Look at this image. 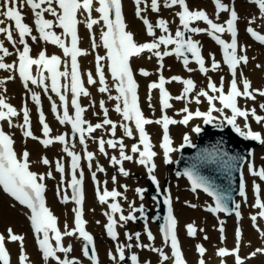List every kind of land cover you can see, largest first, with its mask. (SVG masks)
I'll use <instances>...</instances> for the list:
<instances>
[{"label": "snow or ice", "instance_id": "6c2138e0", "mask_svg": "<svg viewBox=\"0 0 264 264\" xmlns=\"http://www.w3.org/2000/svg\"><path fill=\"white\" fill-rule=\"evenodd\" d=\"M134 14L145 26V32L151 39L145 42H138L134 33L127 30L125 15L123 12L122 0H0V70L7 71V77L0 78V85H6L16 76L21 79L27 93L37 106L38 120L41 125V136H36L32 130L30 110L25 102L18 110L8 102L6 87H0V190L13 199L14 202L23 206L25 216L30 222L36 244L41 253L42 264H83L79 257H71L73 244L65 245L64 239L75 238L81 241L82 256L90 264H100L98 250L94 236L86 230L87 221L84 218V170L82 160L87 162L91 178L95 184L96 196L100 204L106 205L108 211L103 215L107 221L104 224L106 235L114 242V248L108 250L107 255L113 264H141L138 252L148 250L157 255V264H187L182 251L181 242L178 237V221L174 215L173 197L168 187L161 188L157 176L158 165L156 159L162 156L163 163H172L171 153L179 151L186 145L193 146L189 133H184L182 143L174 147L173 138L170 135V126H189L196 118L202 120L203 124H213L219 127L223 123L230 125L239 136L246 140L256 141L264 145V87L254 88L250 79L240 71L242 65L249 63L247 49L250 45H242L238 41L239 22L241 17L233 0H212L214 13L212 16L204 8H192L188 0H133ZM258 9V14H252L246 18V33L256 42L264 45V31L258 30L256 22L261 21V28H264V0H246ZM162 9L173 10L174 17L179 20V27L173 33L170 29V20L160 15ZM95 13L96 15H93ZM148 13L157 14L155 21L150 20ZM222 13H227V19L220 22ZM31 16V23L26 22ZM199 22L206 26L199 27ZM83 24L89 33L91 52L82 49L79 44V26ZM94 26H98L99 43ZM160 33L157 35V33ZM229 39H224V34ZM188 34H206L222 51V60H217L214 53H209L208 61L202 54V46L199 40ZM33 44H51L57 46L60 54H49L46 47H41L39 52L33 56ZM11 46V47H9ZM103 48L104 55L96 52V49ZM89 54L94 55L95 75L91 69L83 72L79 58ZM145 54H147L145 56ZM190 54V56H189ZM175 57L182 62L188 73L198 70L204 74L207 83L204 87H198L194 79L185 78L180 75H173L166 78L164 72L165 57ZM15 56L16 59L7 62L6 58ZM191 57V59H190ZM133 58H146L157 61V80L151 81L148 88L147 101L149 108H152L153 90H158V102L161 108L159 118L146 117L139 97V85L135 78V72L131 61ZM252 59H255L254 57ZM194 62L197 69L190 67ZM226 65L229 69L231 79L225 85V77L221 76L219 84L214 81L208 73L219 71L221 66ZM257 68L264 65L257 64ZM35 69V71H34ZM107 73L111 77L109 83ZM139 74L148 77L152 73L146 68L138 69ZM239 76V80H238ZM178 82L182 85L179 94L173 96L167 84ZM29 84L38 86L48 96L52 113L61 125H70V133L64 132L52 135L53 129L46 120L45 113L41 106V94L29 88ZM88 86H97V91L107 95V101H115L113 110L121 117L119 122L110 118L109 108L106 100L101 98L98 102L92 98ZM113 91L115 95H113ZM52 94L58 97L53 99ZM89 98L87 106L82 105L81 98ZM245 101L241 104L240 101ZM172 101L183 103V107L177 110L181 116L179 120L169 116L167 111L174 107ZM248 102H251L249 105ZM98 103L99 112L93 115L99 118L97 123H92L85 118L89 107H96ZM207 104V110L200 108L192 109L191 105ZM219 105V106H218ZM72 112L70 113L69 108ZM259 109V111H258ZM216 113L217 115H214ZM22 123H14V118L21 116ZM251 118V119H250ZM239 120L243 121L241 125ZM262 130H254L251 122ZM6 122L9 128L19 127L22 136L38 141L44 148L55 143L62 145V152L69 158L68 171L64 157L55 160V171L60 174V183L57 187V196L63 203L70 201L75 204L72 209L73 224H64L63 231L58 226V218L53 214L46 204V178H54L53 172L39 174L31 170L30 153L24 148L17 153L14 148L13 135L6 132L3 123ZM156 124L162 129V137L159 143L162 153L155 150L152 138L146 126ZM122 128L123 133L117 137V129ZM98 130H103L104 135L96 136ZM200 125L191 127V132L200 133ZM125 138L134 142L129 146ZM88 140L97 145L100 155L108 159L109 164L116 168L117 174L111 176L114 185L118 184V175L129 177L130 171L125 168V162H132L146 170V174L156 192L163 196V204L167 206V214L163 217V223L159 231L162 235V245L154 246L155 235L148 227L147 213L144 203L145 192L143 187L135 188V192L141 201L137 206L135 200L129 201L125 193L127 185H119L109 189L108 181H100L97 173H106V169L99 163L97 153L88 150ZM79 143L82 151H76V143ZM108 149L118 152L109 153ZM241 157L228 156L219 149L207 155L198 157L200 162L218 163L225 171L234 167V161ZM95 161V168L93 162ZM39 163L50 166L47 156H42ZM249 174L256 178L252 181L254 203L251 207L258 211L250 213L252 227L258 234L261 241L259 246L252 247V242H247L251 248L246 255H241L244 246L243 230L239 224L242 219L240 211L241 204L236 203L230 208L224 194L219 192L213 182L206 176L201 175L197 170V164L186 168L183 175L191 182V191L196 193L203 190L215 201L207 205L206 210L213 214L234 213L237 218V226L234 232V246H217L215 256L219 258V264H228V257L232 258V264H248V261L264 257V227L259 221H264V198H262L261 183L264 182V166H257L254 161V153H249L247 163ZM70 176V179L66 177ZM124 191H120V189ZM71 189V195L68 194ZM239 195L247 203L246 184L241 174ZM123 199L128 203V213L120 203ZM158 206V196L152 197ZM178 199V198H177ZM188 206L196 208V204L188 201ZM15 206V203L12 205ZM145 220L143 233L139 231H125V240H120L118 228H125L129 222L138 219ZM99 223V221H97ZM218 231L220 233V244L226 241L224 221L220 220ZM187 235L195 237L203 228L198 229L195 222L185 225ZM7 235L0 233V264H12L11 253L7 243H17L19 252L18 264H32L30 256L26 251L23 234H17L11 227L6 229ZM142 235L146 236L149 243H144ZM208 240L207 234L203 237ZM54 241V242H53ZM135 242V243H133ZM168 249L166 251L165 249ZM195 250L198 253L197 264H207L205 259L208 249L203 243H197ZM63 254V255H61ZM143 264H152L151 260H144Z\"/></svg>", "mask_w": 264, "mask_h": 264}, {"label": "bare ground", "instance_id": "6f19581e", "mask_svg": "<svg viewBox=\"0 0 264 264\" xmlns=\"http://www.w3.org/2000/svg\"><path fill=\"white\" fill-rule=\"evenodd\" d=\"M190 1H191V4L194 8H196V7L204 8L210 14V16L213 15L214 8L211 5L209 0H190ZM236 1H237L238 9L240 11L241 19L245 20L247 17H249L252 14H258V9L255 7V5L247 3L246 0H236ZM126 7H127L129 27L132 29L135 39L137 41H139L142 39L140 35L143 33L145 26L143 25L142 21L140 19H138L133 14L131 4L128 3ZM176 10H178V9H173V10L162 9V11L160 13V15H162L163 17L170 20V29L173 31V33H174L175 29L177 27H179L178 19L176 17H174V12ZM148 16H149L150 20H152V21H155L158 18L157 14H153V13H148ZM226 16L227 15H225L224 18H226ZM220 18H221V16H220ZM30 20H31V18H30ZM96 27H98V26H96ZM193 37L196 40H199L201 42V44L204 46L205 53H206L207 58H208L209 53H211V51H212L211 47L214 46V43L211 40H209L207 37L202 36L200 34H193ZM42 46L47 47L49 51H51V50L53 51L56 49V46H50L49 44L40 45V46H37L36 48H40ZM249 54H250L251 59L253 57L255 59H252L253 61L250 60V62L246 65V71H247L248 79L251 80L253 86L264 87V67H262V68L256 67L257 64L264 65V47L256 45V44H252L249 47ZM146 55L147 54H145V56ZM90 57H91L90 54L87 55L85 57V62H89ZM251 64H253V66H251ZM136 66H137V70L140 68H147L152 73H156V69H157L158 65H157V61L155 58H153L152 60H148L146 58H136ZM189 66L192 67L193 69H197L193 63H190ZM164 70H165L166 74L168 75V77L180 74V76L185 77V78L196 77L199 81H201V79L205 80L204 74L200 73L198 70H196L192 73H188L184 69V67L181 65V61L178 60L175 57V55H173L171 57H166V64H165ZM6 73L9 75L8 72L0 73V78H3V75H5ZM138 73H139V71H138ZM139 78L141 81L147 82L148 79L152 78V75H150L148 77H143V76L139 75ZM0 87H6L7 88L6 93H7L8 97L13 101L14 105L18 106V103H20V95L23 92L22 87L19 84V81L17 79H14L12 81L7 82L6 85H0ZM170 89L172 90V92L175 96L181 92L182 85L178 82H172L170 85ZM113 93H115V92L113 91ZM91 94H92V98L95 100L98 96H104L107 99V95L99 93L96 88L91 91ZM147 95H148V91L144 92V100H145L146 104H148ZM85 101H86L85 102V106H86V103L89 104V98H86ZM258 102H264V101H260V98H258ZM151 103H152L153 107L150 109H153L155 111L154 115H157L159 110H160L157 92L152 93ZM114 104H115V101H109L110 113L113 116L114 120L119 122L121 120V117L113 110ZM173 105H174V107L172 109H170V111L172 112L174 118H176L178 120L180 115L177 114V110L182 108L184 105L182 102H178V101H173ZM98 109L99 108L97 106L96 107H89L87 112L85 113L86 117L93 118L95 120H99V118L97 116H94L91 113V110L92 111L97 110L99 112ZM19 120H20V117H19V119L18 118L14 119L16 124L20 123ZM201 121H202L201 119L197 118V119H194L193 121H191L189 126H182L180 124L172 125L171 128H172V132H173V136H174V147H177V145L181 142L182 130H187V131L191 132L192 123L201 122ZM31 122H32V130L36 131L37 123H36L34 115H33V117H31ZM148 127L153 132V137H152L153 143L158 144L159 143V136L161 133L160 127L156 124H151ZM13 130H15V132H16V139H17L18 145L20 147L25 146V145H29V148H31L30 159H31L32 165L38 170H45L47 172L49 170L52 171L53 166H51V165L50 166H44L41 163H39V159L42 156H47V158L50 161H53L54 157L58 156L59 153H62V145H60L59 143H55L52 146H49L48 148H44L41 144H38L35 140L33 141L30 138H23L22 131L19 127H14ZM117 132H118V134H122L123 129L118 127ZM95 135L96 136L104 135L105 138L108 137L107 134L103 130H98L97 133H95ZM193 137H194V135L191 133V138H193ZM24 142H26V144ZM125 143L130 146L131 140L128 138H125ZM88 144L90 145L92 151L97 153V159L99 160V163L101 165H103L106 169V173H101V176L108 179L112 183L111 176L114 174H117L116 168H114L113 166H111L109 164V161L107 158H105L104 156H102L98 153L97 145L92 140H88ZM76 148H78L80 151L81 146L79 145L78 142L76 143ZM108 151H109L110 155L111 154H117L118 155V152H116L114 150L108 149ZM256 151L258 154V158H257V155L255 154L254 160L256 161V163L262 164V162H260V161L264 160V145H261V144L259 145V143H258V145H256ZM174 154H175V152H174ZM94 165H95V161H94ZM124 166L130 172L138 171V170L145 171V169L143 167H141L135 163H132V162H125ZM167 172H168L167 167L165 166V164L160 159L157 174L159 175V177L162 181H163L164 177L167 175ZM246 176H247V180L249 181L250 184H252V180L256 179V178L252 177L249 174V172H247ZM53 177L54 178H51L49 180L50 184H54L55 179H57L55 173H53ZM146 179L144 178L143 181L145 180V182H146ZM120 181L121 182L124 181V182L129 183L128 190L125 193V195L128 197V200L129 201L135 200L136 205L140 204L141 201L138 199V196L135 192V188L139 187V184H137L135 181H132L131 179H129L127 177H123V176L118 175V182H120ZM146 183H148V182H146ZM263 185H264V182H263ZM250 192H251V190H250ZM146 193H147V191H146ZM174 194L177 196H180L181 198H183V197L189 198L190 203L197 205V207L195 209L192 207H191L192 209H190L189 207L184 206L182 203L176 204L177 212L179 214L180 221H181L180 222V229L183 228L185 231V239H183V241H184L186 254L190 257L192 263H195L196 258H197V253L195 252V246L193 247V243L195 244L197 242H201L200 239L205 234H207L210 238L207 240V243L205 244V247L208 249L205 258H206L207 264H216L219 261V258H217L214 254L215 248L217 246L221 245L220 240H219V232L217 230L219 227L218 222L220 220H223L225 222L224 227H225V231L227 233V238H226L225 244L228 246H234V234H233V232H234L235 226L237 224L236 217L232 216V217H229L227 220H225L226 218L222 217V215H219L218 219H216L214 216L206 215V218H202V216L199 212L198 204L193 200V197H194L193 193H191V194L184 193L181 191L180 188H175ZM204 199L206 201H208V198L206 196H204ZM204 199L201 196H199L198 202L205 203ZM49 201H50L51 208L59 216L62 223L65 219L73 217V212H72V208H71L72 204L62 205V204L57 203L55 196H54V192L49 193ZM241 201H244V200L241 199ZM142 202L144 203L145 208H147L149 205V201L147 199V196H146V198H144V200ZM125 203L127 204V208H128V203L127 202H125ZM86 204H87L88 217L90 220V224L97 234L101 229L102 223L104 222V215L102 214V209L104 208V206H100L98 204L95 197L91 194V191H88V196L86 198ZM151 205L154 206L155 202H152ZM25 211L26 210L24 208L19 207L17 205H15L13 207L12 201L8 198V196L4 195L0 191V228H5L7 225L14 226L17 234H23L26 237L25 246L27 247V251L30 253V259L32 261V264H42L41 254H40L39 250L35 247V237L31 233L30 225L27 222V218L24 214ZM252 212H253L252 208H250L249 210L245 209L243 219L241 220V224L244 225V232H243L244 246H242L243 255H246L249 251H251V248L246 246L248 241L252 242L253 248L256 246H259V244L261 243V241L258 238L257 232L255 231V229L253 227H251L249 225L248 214L252 213ZM203 214H204V212H203ZM97 221H99V223H97ZM191 222H195V224L199 227V229L203 228L204 232H198L195 237H189L187 235L185 225L188 223H191ZM150 223H152V225H153V233L156 237L155 241L153 242L154 246L160 247L162 245V240H161V237L159 235V225L157 223H153L152 221H150ZM134 226H135L134 223L129 222L127 224V226L125 227V229L134 230L135 229ZM64 243H66V244L73 243L75 245V247H74V250L71 254V257H79L81 260H83L81 257V241H79L75 238H67L66 237L64 239ZM144 243H149V242L144 240ZM10 246H11L12 250L14 251L15 259H17L18 252H19L18 244L17 243H10ZM111 248H112L111 245H106V247H103L101 249V252L103 253L104 251H108ZM165 250L168 251L167 248ZM132 251L141 253L143 255V257L144 256L152 257L154 264H156V262H157V260H156L157 255L153 252H150L148 250L140 251L139 249H136V248L132 249ZM227 259L232 262L231 257H228ZM142 260H143V258H142ZM14 264H17V263L14 262ZM248 264H264V257H260V258L255 259V260H250V261H248Z\"/></svg>", "mask_w": 264, "mask_h": 264}, {"label": "water", "instance_id": "95a60500", "mask_svg": "<svg viewBox=\"0 0 264 264\" xmlns=\"http://www.w3.org/2000/svg\"><path fill=\"white\" fill-rule=\"evenodd\" d=\"M254 144V141L246 140L239 136L230 125L222 124L219 127L207 125L198 134L196 143H192L194 147L186 145L183 148L180 158L173 168L176 173H183L186 168L197 164V170L200 174L208 177L217 190L228 197L227 203L229 207L234 208L236 199L240 196L241 174H243V168L249 153H253ZM216 149L227 153L228 156L241 157L242 159L234 161L235 166L228 171H225L218 163H198L199 156L212 153ZM212 200L214 201L213 198Z\"/></svg>", "mask_w": 264, "mask_h": 264}, {"label": "rangeland", "instance_id": "374dc122", "mask_svg": "<svg viewBox=\"0 0 264 264\" xmlns=\"http://www.w3.org/2000/svg\"><path fill=\"white\" fill-rule=\"evenodd\" d=\"M255 149V148H254ZM255 151V150H254ZM257 157H258V154H257ZM262 162H264V161H262ZM135 177H137V179H139V180H135L136 182H137V184H142V180H141V173L140 172H136L135 173V175H134ZM132 179H133V177H132ZM168 182H169V180L170 181H174V182H178V187H180L182 190H184L185 191V193L186 192H189V189L188 190H186L185 189V187H181V186H188V183H187V179L185 178V177H176L173 173H172V169H171V171L169 172V174H168ZM247 180V179H246ZM248 189L250 190V183L248 184ZM196 194H199L203 199H204V196L200 193V192H196ZM198 200V197H196L195 198V202ZM186 201H188L189 202V199H186V200H182V199H180L179 201H178V203H184L186 206H188V204H186L185 202ZM197 204H198V206H199V212H200V214H201V216H202V218H206V215H212L213 216V214L210 212V213H208L207 211H206V207H207V204L206 203H201V202H196ZM202 212H204V214L202 213ZM228 219V217H226V219L225 220H227ZM136 225H140L141 226V228L143 227V223L142 222H138ZM141 228H139V227H137V229H141ZM184 232V231H183ZM146 258H149L148 256H146Z\"/></svg>", "mask_w": 264, "mask_h": 264}]
</instances>
